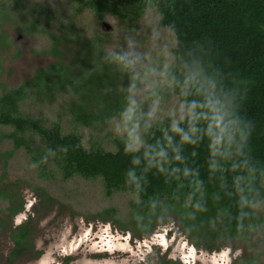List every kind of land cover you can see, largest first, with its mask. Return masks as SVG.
Segmentation results:
<instances>
[{"label": "trees", "instance_id": "1", "mask_svg": "<svg viewBox=\"0 0 264 264\" xmlns=\"http://www.w3.org/2000/svg\"><path fill=\"white\" fill-rule=\"evenodd\" d=\"M83 7L100 19L112 14L122 20L157 10L158 25L169 28L176 39L174 62L165 75L178 90L188 116L175 125H154L138 149H130L121 140L115 151L86 149L79 129L115 115L122 94L111 82L110 65L116 58L97 50L90 40H71L78 52L69 65L58 60L39 68L31 79L0 96V125L8 128L0 132V142L5 139L13 144L4 153L5 162L25 149L44 177L52 164L64 180L100 179L107 197L126 192L139 198L138 203L130 202L137 236L150 234L156 217L165 213L178 216L195 246L211 251L219 249L220 242L250 232L260 221L255 207L264 202L260 175L264 172V0H85ZM49 36L51 51L58 53L60 42L67 38ZM197 68L218 74L227 88L238 93L239 115L254 125L244 155L229 159L213 155L206 122L191 121L192 103L202 101L197 79H189L190 70ZM68 92L77 96L69 107L68 131L60 122L47 125L21 109L33 93L53 103L59 94ZM152 94L169 99L164 88H155ZM184 135L188 141L182 139ZM134 159L139 163L134 164ZM248 167L256 169L254 183L260 192L254 206L242 203V197H253L245 182L237 181L238 176L247 175ZM129 171L134 178L127 177ZM32 187L42 204L56 202L45 189ZM16 199V194L9 198L12 216L24 208V202L16 203ZM0 227H4L1 218ZM10 229L14 255L32 248L31 223ZM157 264L183 263L171 259Z\"/></svg>", "mask_w": 264, "mask_h": 264}, {"label": "rangeland", "instance_id": "2", "mask_svg": "<svg viewBox=\"0 0 264 264\" xmlns=\"http://www.w3.org/2000/svg\"><path fill=\"white\" fill-rule=\"evenodd\" d=\"M84 1L0 0V96L31 79L39 68L58 60L69 65L78 52L71 40H90L97 50L116 58L110 65L111 82L122 95L115 115L79 129L83 145L115 151L121 140L130 149H138L154 125H175L188 116L178 90L165 75L174 62L175 36L158 25L155 9L138 19L122 20L112 14L100 19L83 7ZM49 33L67 38L60 42L58 53L51 51ZM155 88L168 91L169 99L153 96ZM76 99L72 92L61 93L49 103L33 93L21 109L47 125L60 122L68 131L69 107ZM130 107L138 124L139 146L129 139L122 121ZM7 129L0 125V132ZM12 147L10 140L0 142L4 226L0 227V264H157L171 259L183 264H264V202L255 207L257 226L242 237L220 242L217 250L195 246L174 213L156 217L151 233L137 236L130 202L138 203L139 198L126 192L107 197L100 179L64 180L52 164L44 177L25 149L5 162L4 153ZM32 186L45 189L56 202L42 204ZM14 194V202H24V208L12 216L9 198ZM28 222L33 246L14 255L10 228Z\"/></svg>", "mask_w": 264, "mask_h": 264}, {"label": "clouds", "instance_id": "3", "mask_svg": "<svg viewBox=\"0 0 264 264\" xmlns=\"http://www.w3.org/2000/svg\"><path fill=\"white\" fill-rule=\"evenodd\" d=\"M189 79H197L200 85L198 91L202 95V101L192 103L190 119L193 122L197 120L206 122V133L210 138V148L213 155H218L224 159H229L233 155H244L254 125L251 121L243 120L239 115L240 100L238 93L227 88L222 79L218 78V74H208L203 68H197L195 71L190 70ZM197 108L201 111L197 112ZM122 121L129 139L139 146V136L136 135L138 124L131 107L122 114ZM191 130L196 132L197 128L193 127ZM182 139L188 141L189 136L184 135ZM133 163L136 164L139 161L134 159ZM232 167L235 169L237 165L233 164ZM126 175L134 178L132 171ZM260 175L264 178V172H261ZM256 179V169L252 167L247 168V175L237 177V181L245 182L248 192L253 197V200L242 197L244 205L252 203L254 206L255 198L260 195L259 189L254 183Z\"/></svg>", "mask_w": 264, "mask_h": 264}, {"label": "snow or ice", "instance_id": "4", "mask_svg": "<svg viewBox=\"0 0 264 264\" xmlns=\"http://www.w3.org/2000/svg\"><path fill=\"white\" fill-rule=\"evenodd\" d=\"M19 222V221H18Z\"/></svg>", "mask_w": 264, "mask_h": 264}]
</instances>
